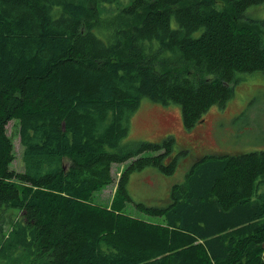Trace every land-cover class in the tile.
Masks as SVG:
<instances>
[{
    "label": "trees",
    "instance_id": "1",
    "mask_svg": "<svg viewBox=\"0 0 264 264\" xmlns=\"http://www.w3.org/2000/svg\"><path fill=\"white\" fill-rule=\"evenodd\" d=\"M263 2L0 0V260L264 264V149L196 158L158 206L128 184L147 166L172 174L175 138L125 142L143 98L179 105L191 127L264 74V22L246 16ZM122 162L109 203H95Z\"/></svg>",
    "mask_w": 264,
    "mask_h": 264
},
{
    "label": "rangeland",
    "instance_id": "2",
    "mask_svg": "<svg viewBox=\"0 0 264 264\" xmlns=\"http://www.w3.org/2000/svg\"><path fill=\"white\" fill-rule=\"evenodd\" d=\"M130 0H122V4ZM247 17L264 22V2L247 9ZM264 26V25H263ZM6 132L13 143L14 160L10 167L22 170V146L15 120L6 125ZM167 135L176 140L175 171L166 175L156 167L147 166L130 176L128 192L134 201L162 206L167 202L171 186L182 182L192 162L210 154H237L264 149V74L254 72L243 76L234 86L232 95L223 105L214 104L203 114V119L191 127L183 124L181 108L177 104L163 105L141 99L138 109L129 122L128 141H160ZM185 150V154L181 152ZM145 151L143 156H152ZM128 162V161H127ZM127 162L112 165L113 183L93 194V201L100 205L109 203L115 190L116 180ZM127 212L149 221L159 222L161 217L146 215L128 205ZM6 228L4 227L3 230ZM2 232L0 231V237ZM0 264H10L0 260Z\"/></svg>",
    "mask_w": 264,
    "mask_h": 264
}]
</instances>
